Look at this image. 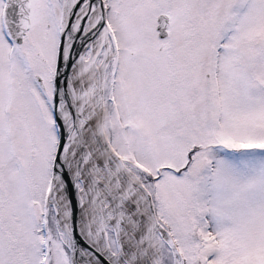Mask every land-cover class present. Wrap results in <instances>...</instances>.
Instances as JSON below:
<instances>
[{"label":"snow or ice","instance_id":"snow-or-ice-1","mask_svg":"<svg viewBox=\"0 0 264 264\" xmlns=\"http://www.w3.org/2000/svg\"><path fill=\"white\" fill-rule=\"evenodd\" d=\"M0 264H264V0H0Z\"/></svg>","mask_w":264,"mask_h":264}]
</instances>
